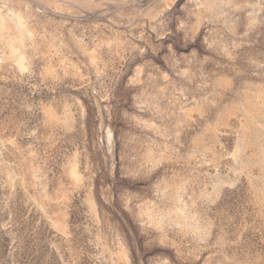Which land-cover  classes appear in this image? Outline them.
Returning <instances> with one entry per match:
<instances>
[{"label":"rangeland","instance_id":"rangeland-1","mask_svg":"<svg viewBox=\"0 0 264 264\" xmlns=\"http://www.w3.org/2000/svg\"><path fill=\"white\" fill-rule=\"evenodd\" d=\"M0 264H264V0H0Z\"/></svg>","mask_w":264,"mask_h":264}]
</instances>
